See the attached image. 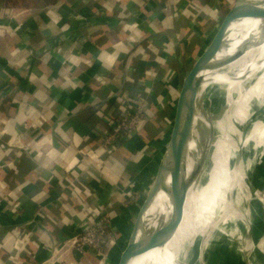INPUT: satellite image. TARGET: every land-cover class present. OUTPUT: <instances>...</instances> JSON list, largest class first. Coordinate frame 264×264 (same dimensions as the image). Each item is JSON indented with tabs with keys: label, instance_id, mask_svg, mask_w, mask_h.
<instances>
[{
	"label": "crops",
	"instance_id": "obj_1",
	"mask_svg": "<svg viewBox=\"0 0 264 264\" xmlns=\"http://www.w3.org/2000/svg\"><path fill=\"white\" fill-rule=\"evenodd\" d=\"M7 1H0V264H92L76 248L63 256L54 249L98 211L112 218L119 239L133 182L152 184L181 87L179 55L189 60L190 2ZM121 97H142L163 112L102 154L99 137L122 110Z\"/></svg>",
	"mask_w": 264,
	"mask_h": 264
},
{
	"label": "bare ground",
	"instance_id": "obj_2",
	"mask_svg": "<svg viewBox=\"0 0 264 264\" xmlns=\"http://www.w3.org/2000/svg\"><path fill=\"white\" fill-rule=\"evenodd\" d=\"M259 4L264 6V0H236L217 54L200 71L193 132L184 157V175L188 185L181 218H176L178 222L165 241L161 231L173 222L177 209L170 193L160 189L143 216L144 237L157 235V244L144 255L133 258L129 264H191L193 239V264H206V251L220 230L219 209L229 164L235 190L231 193L228 189L227 200L237 217L228 223L227 228L230 235L233 233L231 237L236 247H244L247 264H264V258L256 248L245 203L239 198L242 191H236L241 185L249 190L245 171L248 152L264 147V20L256 12ZM254 76L257 87L252 91L247 86ZM207 88L210 95L202 101ZM206 101L219 104L220 112L215 116L209 115L204 109ZM249 117L254 119L244 135V123ZM230 148L234 150L232 161L226 158ZM164 179L166 187H169L170 174H166ZM201 183L194 220L183 212L189 196ZM238 218L244 228L243 244L237 234ZM194 230L195 236L187 241L183 239L180 247L188 250L185 259L177 250L169 248L174 234L183 232L185 238L194 234Z\"/></svg>",
	"mask_w": 264,
	"mask_h": 264
},
{
	"label": "rangeland",
	"instance_id": "obj_3",
	"mask_svg": "<svg viewBox=\"0 0 264 264\" xmlns=\"http://www.w3.org/2000/svg\"><path fill=\"white\" fill-rule=\"evenodd\" d=\"M0 1H2L3 3V0ZM51 1L52 0H8L7 2L10 4V6H23V5H37L43 2H51ZM178 1L174 0L175 8H179L180 3ZM221 1L223 3H220L218 7H215L217 3L216 0H205V2H202V0H192V1L189 0L190 3H188V5H184L183 3L185 7V9H183L184 15H186L187 17L190 16L187 19H191L194 21H189L184 26L187 31H190L189 33H192L191 36L192 39L188 40L187 44L185 45H184L185 42L183 43V49H185V46H188L189 48V60L184 62V65L181 67L180 69L181 71L178 74V82L181 84L183 83V79L185 75L192 67L196 57L203 52L204 48L213 39L215 33L219 29V26L226 12L229 10V8L233 3H234L233 4L234 7L236 2V0H230L231 2H228V0H221ZM188 8H190V10H188ZM198 14L199 16L196 17ZM247 87H249L250 90L252 91L256 89L257 87L256 76L250 79V82L248 83ZM218 106L219 104H216L213 101H206V104L204 105V109L206 112L209 113V115L215 116L217 115V113L220 112ZM253 119L254 118L249 117L244 123V127H245L244 135L247 133L248 128L252 125ZM259 149H256V151L251 149L247 154L245 171L249 179V180L247 179L249 190L247 189L248 187L245 188L243 187V185H241L240 188L236 189V191L239 189L238 193L240 192V190L242 191L241 192L242 194L240 193L241 196H239V198L245 203L248 217L252 222L255 242L257 240L259 241V239H261L262 236L264 235V210H263L264 207L261 202V200L264 201V194H263L264 193V153L260 157L259 152L261 150ZM233 157H234V150L230 148L228 154L226 155V158L232 161ZM229 167L230 164L225 173L226 176L223 180L224 187H223L220 209H219V215H220L219 217L221 224L220 230L216 234L217 236H214L210 247L206 251V260H205L206 264H247L245 259L244 247H240V246L236 247L235 241L231 237L233 233H231L230 235L229 230L227 228L228 223L232 221V219H235L237 217V214L233 211L232 206L230 205V203L228 204V200H227L228 189L230 188L231 193H233V189L235 190V186L232 185V176L230 175ZM94 195L95 194H92L91 196ZM199 196H200V186L197 187V189L194 190V192H192V194L189 196L186 202L183 215L187 214L189 215V217L191 216L192 219L195 220L196 208H197ZM243 229H244L243 224L238 218L237 234L239 241L242 242V244L244 237ZM182 233L183 232H181V235H178V232L174 234L171 237L168 246L172 250H177V252L180 255L184 256L183 258L185 259L188 255V250L186 251L185 249H181L183 246L182 244L183 239L185 241L189 240V238L195 236V231L194 234L192 233L190 236L188 235L185 238L183 237ZM117 238L118 235L114 230L113 240L116 241ZM113 245H112L113 247L111 246L112 248L109 249V247H107L101 252L91 248H83L81 246L79 247L77 245L76 246L71 245V247L58 249V256L60 255L63 256L64 254H67V252L69 255L70 250L76 248L79 254L82 255L83 260L84 259L90 260L92 264H111L116 259L117 242L116 244ZM194 245H195V239H193V243H191L190 245L191 255H192L191 264H193ZM261 247L264 249V240L261 243ZM112 250H113L112 258L110 259V254ZM259 255L262 257L264 256V254L263 253L261 254V252H259ZM79 262L81 261L78 260V264H81Z\"/></svg>",
	"mask_w": 264,
	"mask_h": 264
},
{
	"label": "water",
	"instance_id": "obj_4",
	"mask_svg": "<svg viewBox=\"0 0 264 264\" xmlns=\"http://www.w3.org/2000/svg\"><path fill=\"white\" fill-rule=\"evenodd\" d=\"M233 12L234 7L232 5L224 15L219 29L215 33L210 44L205 50H203L204 52L196 57L192 67L183 79V83L181 84L174 105L173 117L170 120L171 130L169 138L165 145L160 166L152 184L147 190H144L143 187L138 184L137 179L133 182L132 190L127 202V206L129 207V218L127 223H125L121 237L117 239L116 259L111 264H129L133 258L144 255L151 248L156 246L157 235L153 234L144 237L143 216L160 189H164L170 193L175 208L177 209V212L173 215V222L167 225L165 230L163 229L161 231L165 241H168L174 225L178 222L175 221L176 218L177 220L181 218V211L184 205L186 188L188 185L185 181L186 177L184 175V157L188 141L193 132L196 100L201 82L200 71L203 67L207 66V63L217 54L226 30L228 18ZM256 12L257 15L264 20V6L259 4V8H257ZM178 63L180 67L184 65L182 55H179ZM259 150H261L259 152L261 157L264 153V149L262 147ZM168 173L171 177V184L169 187H166L164 178ZM171 225L172 227H170ZM140 231L142 232L141 235H139Z\"/></svg>",
	"mask_w": 264,
	"mask_h": 264
},
{
	"label": "built area",
	"instance_id": "obj_5",
	"mask_svg": "<svg viewBox=\"0 0 264 264\" xmlns=\"http://www.w3.org/2000/svg\"><path fill=\"white\" fill-rule=\"evenodd\" d=\"M6 13L13 14L12 10H8ZM123 98H126L127 103L122 102ZM119 101L122 103V110L110 120L108 129L104 130L105 132L99 137V146L104 154H114L125 141L139 133L151 114L138 98L121 97ZM127 195L130 196V192ZM107 228L110 230L108 231ZM113 229L112 218L108 215H101V212L98 211L91 223L82 225V229L64 242L60 248L77 245L100 252L107 247L110 249L117 242V240H113ZM58 249L56 246L55 253H58Z\"/></svg>",
	"mask_w": 264,
	"mask_h": 264
},
{
	"label": "trees",
	"instance_id": "obj_6",
	"mask_svg": "<svg viewBox=\"0 0 264 264\" xmlns=\"http://www.w3.org/2000/svg\"><path fill=\"white\" fill-rule=\"evenodd\" d=\"M198 16H199V14L196 17H198ZM188 54H189V48H188ZM138 99L141 100L144 103V106H145L144 108H147V110H149L150 112H152L151 114H153V112H156V111H157V114H159L160 112L161 113L163 112V110H158V107L157 106H155L153 109H151L153 107L152 104L149 103L148 101L144 100L142 97H139ZM122 102H126V98H123L122 99ZM102 154H104V153H102ZM107 230L109 231L110 229L107 228Z\"/></svg>",
	"mask_w": 264,
	"mask_h": 264
}]
</instances>
